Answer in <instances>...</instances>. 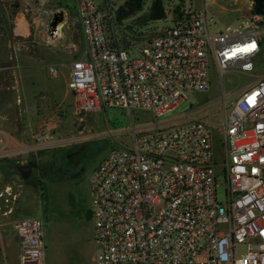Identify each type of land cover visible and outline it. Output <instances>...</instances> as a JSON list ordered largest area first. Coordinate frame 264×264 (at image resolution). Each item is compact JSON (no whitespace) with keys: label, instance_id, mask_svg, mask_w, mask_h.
Masks as SVG:
<instances>
[{"label":"built area","instance_id":"built-area-1","mask_svg":"<svg viewBox=\"0 0 264 264\" xmlns=\"http://www.w3.org/2000/svg\"><path fill=\"white\" fill-rule=\"evenodd\" d=\"M74 1L86 42L68 81L77 113L118 106L153 117L133 126L131 143L111 149L91 174L95 264H264V76L218 123L212 114L158 119L209 90L214 66L221 77L233 68L254 72L263 15L214 30L207 5L215 0H199L138 46L134 30L117 32L111 0ZM46 227L37 216L13 222L19 264H46Z\"/></svg>","mask_w":264,"mask_h":264},{"label":"rangeland","instance_id":"rangeland-1","mask_svg":"<svg viewBox=\"0 0 264 264\" xmlns=\"http://www.w3.org/2000/svg\"><path fill=\"white\" fill-rule=\"evenodd\" d=\"M111 1L117 13L126 0ZM153 3L160 4L159 9L164 11L162 18L149 19ZM190 5L199 7L201 3L199 0H143L142 9L119 22L117 32L120 35L121 30L132 26L139 35L135 42L142 46L144 41L140 37L172 25L173 19L181 16L183 7L189 9ZM253 7L252 0H215L207 5V13L212 18V28L218 30L246 22L254 14ZM75 8L74 0H0V19L6 14L8 22L5 28L0 22V124L14 129L10 131L14 137L24 139L21 152L0 157V188L28 185L22 199L26 210L22 214L46 220V264H95L91 174L111 149L131 143L133 126H142L153 118L148 112L130 113L118 106L77 113L71 94L63 99L62 93L45 89L47 84L62 88L70 62L85 50ZM58 11L65 13L61 38L50 33V23ZM20 22H25L30 29L27 41L15 38V28L21 31ZM260 25L264 32V15ZM74 41L81 45L79 52L74 51ZM137 49L134 45L130 50L137 53ZM36 54L38 58H32ZM255 65L254 72L233 68L225 70L223 77L216 66L212 67L210 89L190 94L175 112L160 116L159 121L209 119L212 114L210 118L218 123L224 112L226 116L230 114L231 104L241 90L264 76V55L258 56ZM182 115L186 116L176 120ZM4 131L2 135L6 134ZM216 135L215 146L219 150L221 142ZM78 158L85 162L87 169V175L79 181L72 177L78 167L74 161ZM30 159L45 168L36 169L32 176L26 177L19 173L17 166L25 165ZM42 182L43 190L38 187ZM224 189V185L218 188L221 201ZM14 205L9 195L0 197V264H17L18 252L13 254L1 236L16 219Z\"/></svg>","mask_w":264,"mask_h":264},{"label":"crops","instance_id":"crops-1","mask_svg":"<svg viewBox=\"0 0 264 264\" xmlns=\"http://www.w3.org/2000/svg\"><path fill=\"white\" fill-rule=\"evenodd\" d=\"M81 28V25H80ZM81 32H82V28H81ZM83 35V32H82ZM15 36L17 37H21L24 39H28V37L30 36V29L28 28L27 24L24 22L21 28V31L18 30V28H15ZM84 37V36H83ZM74 45L76 47V50H74L75 52H79L81 45L78 41H74ZM31 54L33 53V50L30 51ZM84 54L83 52H80V57H82ZM39 54H36L34 56H32V58H38ZM76 58V59H78ZM73 61L70 62L69 65V71L68 73L64 76V80L62 81V88H57L56 86H51L48 87V84L45 86V89H47L48 91L52 92V93H62L63 94V99L68 97L70 94L73 96L72 91L69 89L68 86V81H69V75H70V70H71V64ZM73 102H74V96H73ZM3 128V129H2ZM4 128L1 124H0V157L3 156L4 158H7V156L9 155H14L17 154L19 152L22 151L21 146L24 144V139L21 137H14L12 135V133L10 131H14V129H10V128H5L7 130L8 133H6V131H4ZM3 131L6 134H3ZM0 160H2L0 158ZM18 162V161H17ZM1 164V163H0ZM29 188L28 185L26 186L25 184L21 183L18 184L16 186L13 185H9L6 186L4 188H0V193L4 192V191H11L13 194L17 195V199L14 200V206L12 207V211H15V217L16 219L13 220L11 222V227L6 231L5 234H1L2 238L4 241H6V245L7 247L12 249V253L15 254L16 252H18V256H17V264H19V253H20V244H19V239L17 234L14 231V228L12 227V224L14 221L26 217L22 214L23 211H25V207L22 203V199L24 197V194L26 192V189ZM32 192V191H31ZM37 194V193H36ZM40 194L42 195V193L40 192ZM8 195V194H7ZM94 243V241H93ZM93 260H94V255H93Z\"/></svg>","mask_w":264,"mask_h":264},{"label":"trees","instance_id":"trees-1","mask_svg":"<svg viewBox=\"0 0 264 264\" xmlns=\"http://www.w3.org/2000/svg\"><path fill=\"white\" fill-rule=\"evenodd\" d=\"M143 0H126L117 10L116 19L118 22H121L123 19H126L128 17H131L138 13L142 9ZM160 4L159 3H153L151 10H150V20H157L164 16V11L162 9H159ZM3 20L0 19V22L2 27H7V19L6 14L2 15ZM264 48V40L262 39V49L260 52V55H264V51H262ZM43 182L39 184V188L42 187Z\"/></svg>","mask_w":264,"mask_h":264},{"label":"water","instance_id":"water-1","mask_svg":"<svg viewBox=\"0 0 264 264\" xmlns=\"http://www.w3.org/2000/svg\"><path fill=\"white\" fill-rule=\"evenodd\" d=\"M254 2V12L259 15H264V0H252ZM64 20H65V13L64 11H58L54 14L53 19L50 23V33L54 35L55 32L58 30V27L61 25V31H64ZM127 29L134 30L132 26H128ZM18 41H27V39L21 37H15ZM130 42L127 40L126 37H123V47L128 48Z\"/></svg>","mask_w":264,"mask_h":264},{"label":"flooded vegetation","instance_id":"flooded-vegetation-1","mask_svg":"<svg viewBox=\"0 0 264 264\" xmlns=\"http://www.w3.org/2000/svg\"><path fill=\"white\" fill-rule=\"evenodd\" d=\"M74 162L77 163L78 167H77V170H75L74 173L72 174V177L75 178L77 181H79L87 175L86 165H85V162L79 158L76 159ZM17 168L21 175L30 177L34 174V170L36 169L38 170L41 169L43 171L45 168V165H42L36 160L30 159L28 163H26L25 165H19L17 166Z\"/></svg>","mask_w":264,"mask_h":264},{"label":"bare ground","instance_id":"bare-ground-1","mask_svg":"<svg viewBox=\"0 0 264 264\" xmlns=\"http://www.w3.org/2000/svg\"><path fill=\"white\" fill-rule=\"evenodd\" d=\"M22 25H23L22 22H20V23L18 24L19 29L22 28ZM55 35H57V37L59 36V38H61V37H60V36L62 35L61 25L58 27V30L56 31ZM55 35H54V36H55ZM56 39H57V38H56Z\"/></svg>","mask_w":264,"mask_h":264}]
</instances>
